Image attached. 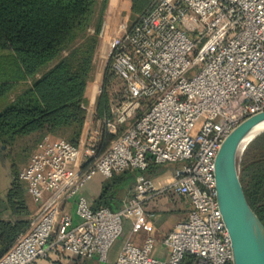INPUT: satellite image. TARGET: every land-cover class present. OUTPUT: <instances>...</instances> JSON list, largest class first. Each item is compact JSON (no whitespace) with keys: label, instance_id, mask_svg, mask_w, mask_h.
Instances as JSON below:
<instances>
[{"label":"built area","instance_id":"built-area-1","mask_svg":"<svg viewBox=\"0 0 264 264\" xmlns=\"http://www.w3.org/2000/svg\"><path fill=\"white\" fill-rule=\"evenodd\" d=\"M111 71L123 88L110 96L105 132L116 135L103 152L92 143L37 144L19 175L37 207L36 219L0 264H36L51 254L106 262L124 219L140 228L142 204L156 195L182 197L189 209L162 244L167 260L127 242L116 264H233L231 241L217 203L215 161L229 134L264 112V0H156L113 55ZM98 135V133H97ZM174 166L160 188L142 174ZM139 173L135 194L119 210H93L80 195L94 177ZM75 200L78 223L63 213Z\"/></svg>","mask_w":264,"mask_h":264},{"label":"trees","instance_id":"trees-1","mask_svg":"<svg viewBox=\"0 0 264 264\" xmlns=\"http://www.w3.org/2000/svg\"><path fill=\"white\" fill-rule=\"evenodd\" d=\"M155 2L156 0H133L132 4L141 18L151 11ZM94 4L95 0H0V52L13 53L11 59L17 69L16 78H31L55 62L42 73L26 94L0 113V142L36 133H54L80 125L79 102L87 86L91 52L88 49L82 60L80 58L76 62L71 60L73 53L70 57L60 59V56L70 49L76 52L78 43L86 37ZM5 93L6 90H0V96ZM107 100L104 97L96 110L97 116L103 119L109 118ZM113 140L111 135L106 134L99 139L105 146ZM67 142L77 146L74 141ZM160 167L151 165L142 174L153 176L160 171ZM138 174L126 171L113 175L108 182L105 181L93 210L108 208L114 211L110 202L112 197L133 184ZM13 175L12 187L7 195L9 204L15 193L22 195L23 185L25 186L20 179L21 183L18 182L16 174ZM240 175L246 200L264 227V132L249 143L240 166ZM9 204L6 205L10 207ZM27 230V227L21 228L0 220V259ZM187 258L192 263L195 257Z\"/></svg>","mask_w":264,"mask_h":264},{"label":"rangeland","instance_id":"rangeland-1","mask_svg":"<svg viewBox=\"0 0 264 264\" xmlns=\"http://www.w3.org/2000/svg\"><path fill=\"white\" fill-rule=\"evenodd\" d=\"M132 1L95 0L93 16L86 32V37L80 40L76 52L70 49L60 56V59L70 57L73 53L74 57L71 60L76 62L80 58L82 60L84 52L88 49L91 52L88 64L87 86L79 102V112L81 113L80 125L77 124L76 127L58 130L54 133H36L26 137L10 138L5 143L0 142V220L21 228L27 227L29 230L36 219L37 207L33 204L31 198L27 196L24 185L22 195L19 196L15 193L13 201L11 200L10 204L7 201V195L12 187L13 174L17 175L18 182H20L19 175L27 165L38 143L44 140L74 141L73 143L77 146L92 143L100 152H103L109 147L110 144L105 146L97 138L99 136L97 135L98 130L102 136L109 134L105 132L103 119L102 122L94 120V113L98 106H101L104 97L108 98L106 107L110 109L111 94L119 92L123 88L122 80L112 73L111 64L116 48L122 45L124 38L129 34L141 16V14H136V7L133 8ZM12 56L13 53L11 51L0 52V90H6V93L0 96V113L17 98L26 94L32 88L34 82L41 77L42 73L47 71L55 63L44 67L31 78L18 80L16 78L17 69L13 59H11ZM248 145L237 155L239 179L241 176L240 166L245 159ZM174 169L175 167L171 165L161 166L160 171L163 175L160 179L162 181L170 179ZM99 179V176H96L92 179V182L98 181ZM151 179L154 184H157L155 178L152 177ZM104 180L108 182L110 179ZM6 204H9L10 207ZM54 260H57L56 262L58 264L60 262L71 264L70 258L67 256L58 257Z\"/></svg>","mask_w":264,"mask_h":264},{"label":"crops","instance_id":"crops-1","mask_svg":"<svg viewBox=\"0 0 264 264\" xmlns=\"http://www.w3.org/2000/svg\"><path fill=\"white\" fill-rule=\"evenodd\" d=\"M94 120H99L102 122L101 117L97 116L96 111L94 113ZM104 120V119H103ZM125 125L119 126V130L116 135H111L114 139L119 135L124 129ZM98 139H101V132L98 130ZM161 171H158L153 176L157 180L156 188L162 187L166 181H162ZM98 181L88 182L84 188L81 190L80 195L83 196L90 207L94 209L97 206L99 198L102 193V185L105 182L104 178L99 176ZM166 180V179H165ZM135 181L125 187L124 191H118L115 193V197L111 199V207L114 211L119 210L124 204L128 202L135 194ZM34 204V203H33ZM144 213L149 216L146 220L144 226L137 228L135 226V221L132 219H124L122 224V234L113 244L108 252L106 262H101L97 257L91 260L82 261L78 258L71 256L69 254H51L48 259L44 261L37 262L36 264H58L54 259L58 257L67 256L70 258L71 264H116L117 259L121 253L122 247L125 243L129 242L136 247H143L148 239L154 241L153 247L151 249V256L157 260H167L170 255V250L166 248L162 242L166 236L174 230L175 226L187 219L189 209L185 204L182 197L174 196L171 193L156 195L153 199L147 200L142 204ZM63 213H70L74 219L75 223L79 222V219L75 213V200L66 202L62 207ZM190 256V255H187ZM185 256L183 264H205L203 261H199L194 258L192 263ZM194 257V256H193ZM51 260V261H50ZM55 262V263H54ZM59 264H69L60 262Z\"/></svg>","mask_w":264,"mask_h":264},{"label":"water","instance_id":"water-1","mask_svg":"<svg viewBox=\"0 0 264 264\" xmlns=\"http://www.w3.org/2000/svg\"><path fill=\"white\" fill-rule=\"evenodd\" d=\"M263 132L264 112L236 127L215 161L217 203L231 241L233 264H264V227L246 200L237 168L241 145L248 140L246 147Z\"/></svg>","mask_w":264,"mask_h":264},{"label":"bare ground","instance_id":"bare-ground-1","mask_svg":"<svg viewBox=\"0 0 264 264\" xmlns=\"http://www.w3.org/2000/svg\"><path fill=\"white\" fill-rule=\"evenodd\" d=\"M247 141H248V140H246V141L241 145V147H240V149H239V153L242 152V151L244 150Z\"/></svg>","mask_w":264,"mask_h":264}]
</instances>
